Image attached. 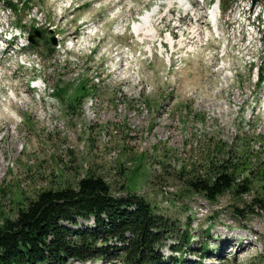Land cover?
<instances>
[{"label":"rangeland","instance_id":"obj_1","mask_svg":"<svg viewBox=\"0 0 264 264\" xmlns=\"http://www.w3.org/2000/svg\"><path fill=\"white\" fill-rule=\"evenodd\" d=\"M168 1L32 0L30 9L3 12L0 3L4 28H17L19 18L24 26V40L0 51V223L39 191L95 174L116 192L123 185L144 197L171 223L159 251L164 264H264V213L249 206L260 181L240 198L227 192L211 202L187 192L178 173L188 163H199L201 173L207 149L229 146L242 129L253 151H264V79L256 84L264 21L258 32L245 28L237 12L246 17L249 4L241 9L233 0L217 35L195 0L196 17L177 4L165 15ZM147 11L157 14L155 28L150 18L153 33L138 31L142 19L134 30L145 36H138L131 27ZM32 26L43 38L18 51ZM83 79L89 92L70 111ZM184 227L192 239L183 247ZM204 244L208 254L199 250Z\"/></svg>","mask_w":264,"mask_h":264},{"label":"trees","instance_id":"obj_2","mask_svg":"<svg viewBox=\"0 0 264 264\" xmlns=\"http://www.w3.org/2000/svg\"><path fill=\"white\" fill-rule=\"evenodd\" d=\"M24 7H28L27 1ZM263 77L258 75V84ZM86 84L83 79L75 86L70 111L80 106V99L89 92ZM58 91L56 88L53 94L58 95ZM238 132L241 136L236 135L229 146L220 143L215 151L207 149L201 173L199 163H188L187 168H178L179 177L184 176L187 192L211 202L227 192L240 198L254 190L253 181L258 180L257 195L250 199L249 206L252 213H264V151L254 152L247 131ZM213 144L210 141L209 145ZM154 210L136 192L123 185L116 192L103 176L95 174L78 178L74 186L39 191L16 210L14 218L1 221L0 264H164L166 259L159 251L172 237L168 232L171 223ZM80 220H91L92 225L81 224ZM191 239L184 227L177 244L184 247ZM199 250L210 252L205 244Z\"/></svg>","mask_w":264,"mask_h":264},{"label":"bare ground","instance_id":"obj_3","mask_svg":"<svg viewBox=\"0 0 264 264\" xmlns=\"http://www.w3.org/2000/svg\"><path fill=\"white\" fill-rule=\"evenodd\" d=\"M177 2L185 11H191V12H196L190 2V0H169L168 1V4L171 5L172 3H175ZM191 7V8H190ZM154 12L156 11L155 9L153 10ZM193 13V14H194ZM215 13L214 10H212V14ZM151 18V16L147 15L145 16L143 19H144V22L140 23L139 25H137L135 28L138 29V31H143L145 33H153V30L148 28V20ZM215 26H216V31H218V22L216 21L215 22ZM206 34H204V38H205ZM12 106H14V104H12Z\"/></svg>","mask_w":264,"mask_h":264},{"label":"water","instance_id":"obj_4","mask_svg":"<svg viewBox=\"0 0 264 264\" xmlns=\"http://www.w3.org/2000/svg\"><path fill=\"white\" fill-rule=\"evenodd\" d=\"M255 2H256V0H253V1H252V4H254Z\"/></svg>","mask_w":264,"mask_h":264}]
</instances>
